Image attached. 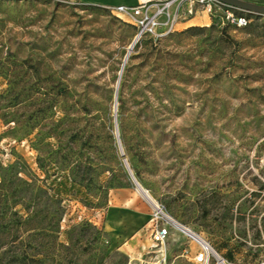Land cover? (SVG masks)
<instances>
[{"label": "rangeland", "instance_id": "374dc122", "mask_svg": "<svg viewBox=\"0 0 264 264\" xmlns=\"http://www.w3.org/2000/svg\"><path fill=\"white\" fill-rule=\"evenodd\" d=\"M135 1L0 0V264H154L156 220L167 264H194L115 124L165 214L264 264V14L199 12L128 52L104 5Z\"/></svg>", "mask_w": 264, "mask_h": 264}, {"label": "built area", "instance_id": "2783aa9c", "mask_svg": "<svg viewBox=\"0 0 264 264\" xmlns=\"http://www.w3.org/2000/svg\"><path fill=\"white\" fill-rule=\"evenodd\" d=\"M225 6V17L236 26H244L248 19L244 15H235L234 7L223 4L217 0H136L132 4L104 5L117 15L126 16L135 27V38L140 39L145 35L161 36L173 29L178 19L186 21L199 12H205L208 17ZM168 228L156 220L152 227V246L157 247L158 256L154 264H167L166 250L164 247ZM197 243V248L191 253H186L194 264H229L207 242L198 243L191 234H186Z\"/></svg>", "mask_w": 264, "mask_h": 264}, {"label": "water", "instance_id": "95a60500", "mask_svg": "<svg viewBox=\"0 0 264 264\" xmlns=\"http://www.w3.org/2000/svg\"><path fill=\"white\" fill-rule=\"evenodd\" d=\"M223 4H226V5H229V6H232L234 8H238V9H241V10H245V11H249V12H255V13H258V14H264V5H259V4H256V3H252V2H249V1H245V0H217ZM136 41V38L134 39V41L132 42V44ZM115 133H116V139H117V144H118V149H119V152H120V155L122 156V161H123V164L130 176V178L132 179L134 185H135V188L136 190L143 196L146 195V191L140 186V184L137 182L132 170L130 169L125 157L123 156L124 153H123V150H122V146H121V143H120V140L118 138V133H117V127H116V124H115Z\"/></svg>", "mask_w": 264, "mask_h": 264}, {"label": "bare ground", "instance_id": "6f19581e", "mask_svg": "<svg viewBox=\"0 0 264 264\" xmlns=\"http://www.w3.org/2000/svg\"><path fill=\"white\" fill-rule=\"evenodd\" d=\"M135 39V38H134ZM134 39H133V41H134ZM132 41V42H133ZM132 42L130 43V45H129V47H128V49H127V51L129 52L131 49H132V47H133V45H134V43L132 44ZM127 52V53H128ZM129 55V54H128ZM126 58V57H125ZM124 58V59H125ZM125 62V61H124ZM121 67H122V65H121ZM147 202H148V204L154 209V210H156V213H160L161 215H163L164 217H166L169 221H171L172 223H174L176 226H178V227H180L181 229H183L185 232H187V233H189V234H191V236L193 237V238H195L197 241H199L201 244H205V243H207L205 240H203L201 237H199L197 234H195V233H193V232H191L190 230H188L186 227H184L182 224H180V223H178L177 221H175L173 218H171L170 216H168L167 214H165L161 209H160V207L158 206V204L156 203V201L147 193V191H146V195L145 196H143V195H141Z\"/></svg>", "mask_w": 264, "mask_h": 264}, {"label": "crops", "instance_id": "0c3cea01", "mask_svg": "<svg viewBox=\"0 0 264 264\" xmlns=\"http://www.w3.org/2000/svg\"><path fill=\"white\" fill-rule=\"evenodd\" d=\"M245 1H249L252 3L259 4V5H264V0H245ZM205 20H206L205 15L197 13L194 16L187 19L186 21L182 22V24H193V23H198V22H204Z\"/></svg>", "mask_w": 264, "mask_h": 264}, {"label": "trees", "instance_id": "16d2710c", "mask_svg": "<svg viewBox=\"0 0 264 264\" xmlns=\"http://www.w3.org/2000/svg\"><path fill=\"white\" fill-rule=\"evenodd\" d=\"M227 258H228L229 260H231V259H232V256H231L230 254H228V255H227Z\"/></svg>", "mask_w": 264, "mask_h": 264}]
</instances>
